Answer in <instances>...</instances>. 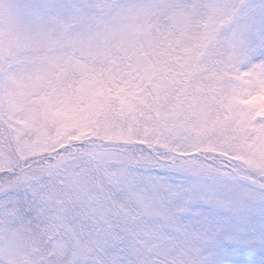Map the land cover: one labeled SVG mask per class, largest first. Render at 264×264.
Segmentation results:
<instances>
[{"label": "trees", "instance_id": "1", "mask_svg": "<svg viewBox=\"0 0 264 264\" xmlns=\"http://www.w3.org/2000/svg\"><path fill=\"white\" fill-rule=\"evenodd\" d=\"M81 1L0 0V172L45 160L0 176V264L258 262L264 107L248 100L263 82L264 0ZM128 1L151 11L105 36L114 53L83 54L75 28L50 38L53 23L102 25ZM15 73L32 84L25 98ZM101 133L160 154L77 145L59 158ZM195 152L218 162L179 155Z\"/></svg>", "mask_w": 264, "mask_h": 264}, {"label": "rangeland", "instance_id": "2", "mask_svg": "<svg viewBox=\"0 0 264 264\" xmlns=\"http://www.w3.org/2000/svg\"><path fill=\"white\" fill-rule=\"evenodd\" d=\"M42 7L46 6L45 0H40ZM80 2H82L80 0ZM40 4V5H41ZM81 6L79 5L78 7L74 8V10L81 12ZM264 9V8H263ZM262 9V10H263ZM151 11V6L150 3L148 1H144L142 3H134L131 1H128L126 3H123L122 8L120 13L104 22V24L102 25H94L91 27H85L83 28L84 30H81V34L79 37H77V34L75 33L73 37H75L74 43H76V45L80 46L81 52L83 54H93L94 57L97 56V53L101 54V52L104 51L105 48V44H106V39L105 36L108 37L110 40H112L114 38V36L118 33L119 29L121 28V31L124 29V27H129L131 22L134 20V18L142 16L144 14H147L148 12ZM65 26H75L76 27V21L75 20H71L69 22H64ZM258 25V22H255V26ZM35 26L37 29H34L33 27V35L36 34L35 30H38V33L40 32L39 37L43 34V32L46 31V29H43L41 27V21H36L35 22ZM79 28V26H77ZM31 29V27H30ZM32 31V30H31ZM52 32V31H51ZM55 33L57 34L58 31L55 28ZM134 34V32H133ZM61 36H59L60 38ZM134 36H132L133 38ZM38 38V37H37ZM51 40H57L56 37L51 36L50 37ZM72 38V37H71ZM39 39V38H38ZM134 40V39H133ZM43 41V40H42ZM69 41V40H68ZM137 41H139V46L134 47L135 50L138 52L139 55H144L146 53V41L142 38V37H137ZM118 47V45L113 44V53L116 51V48ZM149 51L153 52V47L151 45L148 46ZM65 49L66 48H62L63 52L65 53ZM61 51V50H60ZM61 53H58L57 56H55V58H59V56H61ZM74 62V60H73ZM83 64L85 65V69H83V71H86V69H88V63L83 61ZM263 63L256 62L254 64H252L245 72L243 75H248L253 69H257L260 65H262ZM34 69V68H33ZM264 69V67L262 68ZM18 72V71H17ZM107 72H111V69H100L98 75L100 77H103L104 74H106ZM82 73V72H81ZM85 73V72H84ZM14 79H15V85L13 83V87L15 89V93L14 96L16 94V96L18 98H22L26 96V93L29 91V87L31 88L32 84H27L25 78H21V73H17V75H14ZM263 82L261 83V85L255 89L249 100L248 101H253L254 104L255 103H259V105L262 107H264V74H263ZM16 86V87H15ZM98 98H102L101 97V93L97 94ZM128 106V104H127ZM255 111V109H254ZM187 121H189L188 118H186ZM100 139L102 141H108V140H112L113 137H110L107 135V133H101L100 135ZM260 236H262V241L260 239ZM255 247L258 245L257 242H260L262 245L258 246L255 248V255L256 258H258V262L256 261L255 264H260V260L261 258L264 256V230L262 231L261 235L255 233ZM260 252L258 255L257 253ZM248 263V261H246ZM214 264H217L216 262ZM223 264V263H221ZM233 264V263H232Z\"/></svg>", "mask_w": 264, "mask_h": 264}, {"label": "water", "instance_id": "3", "mask_svg": "<svg viewBox=\"0 0 264 264\" xmlns=\"http://www.w3.org/2000/svg\"><path fill=\"white\" fill-rule=\"evenodd\" d=\"M112 145H114V146H117V145H119V143H114V144H112ZM129 147H134V146H137V144H127ZM98 147H100L101 145H97ZM102 146H106V145H102ZM148 150H151V149H148ZM202 158H204V159H207V158H205V157H203L202 156ZM32 164H30L28 167H30ZM27 167V168H28Z\"/></svg>", "mask_w": 264, "mask_h": 264}]
</instances>
